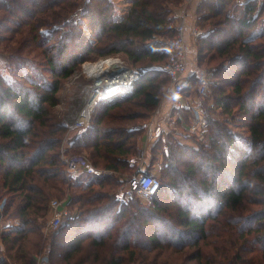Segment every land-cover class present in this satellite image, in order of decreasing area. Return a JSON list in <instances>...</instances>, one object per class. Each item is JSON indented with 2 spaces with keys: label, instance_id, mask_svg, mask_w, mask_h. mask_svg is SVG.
<instances>
[{
  "label": "trees",
  "instance_id": "1",
  "mask_svg": "<svg viewBox=\"0 0 264 264\" xmlns=\"http://www.w3.org/2000/svg\"><path fill=\"white\" fill-rule=\"evenodd\" d=\"M129 2L118 15L111 0H0V31L17 42L4 60L11 80L0 71V202L2 219L18 220L0 231V264H36L42 254L51 264H264V2L237 3V15L229 11L235 0L199 2L197 26H209L195 40L210 74L201 102L207 142L168 135L157 193L120 201L118 174L131 171L141 123L169 82L147 65L166 60L181 0ZM75 9L92 39L70 19ZM43 24L51 26L46 34ZM117 54L141 76L96 106L66 148L117 175L67 178L60 159L67 126L50 114L61 80L86 60ZM196 83L190 75L185 97ZM238 117L249 119L247 144L229 128ZM52 199L76 212L43 233Z\"/></svg>",
  "mask_w": 264,
  "mask_h": 264
},
{
  "label": "built area",
  "instance_id": "2",
  "mask_svg": "<svg viewBox=\"0 0 264 264\" xmlns=\"http://www.w3.org/2000/svg\"><path fill=\"white\" fill-rule=\"evenodd\" d=\"M256 2L257 6H260L264 0H252ZM240 6L246 5V0H237ZM264 23V19L262 20ZM185 28L186 24L183 20L178 22L175 26V34L169 38L165 45L164 51L166 53V60L164 69L168 75L169 82L165 88L166 96H170L175 101V107L178 112L184 111L188 114L187 126L184 133L183 129L180 131V135L185 138L189 134L195 135L198 139H203L207 134L208 120L203 114L201 104L197 98L207 94L209 90V77L207 73L195 67L193 62H190L187 56V46L185 42ZM191 34L193 39H196L202 34V30L193 26L191 28ZM108 59L115 60L116 64L113 67H107L101 73L96 74V71L91 74L85 72V67L94 64L98 61H106ZM192 67L193 74L196 75V93L193 96L185 97L184 91L188 82V72ZM82 70L85 73L86 79L89 81L87 85L88 97L86 103L77 113V116L73 123L68 126L69 135L74 130H81L87 127L92 112L96 108L97 104L106 101L110 96L119 93L129 91L135 81L141 75L139 68H134L126 65L117 57L106 56L96 61H86L82 64ZM179 113L177 118L186 120ZM171 126V125H170ZM172 127V126H171ZM141 129L143 136L141 143L138 145L139 162L136 169L128 175L126 180V186L119 187L117 197L120 201H126L135 195H144L151 197L155 195L160 186L159 172L163 168V156L160 154V158L153 159L151 154V148L153 143L162 135L159 130V125L155 119V115L144 120L141 123ZM163 141L166 136H162ZM64 140H67L64 138ZM163 152H167V145L164 142ZM67 142L65 141L60 147V159L64 164V170L66 177L77 175L80 172H85L94 176L105 175H117L116 172L110 169L96 167L85 155L67 153ZM151 163V168L149 163ZM51 216L48 220L47 227L49 229L58 228L64 220L70 216L69 211L64 205L63 201L52 199L49 203ZM13 221L2 220V213L0 207V230L10 228L13 225ZM36 264H51L46 256H39Z\"/></svg>",
  "mask_w": 264,
  "mask_h": 264
},
{
  "label": "rangeland",
  "instance_id": "3",
  "mask_svg": "<svg viewBox=\"0 0 264 264\" xmlns=\"http://www.w3.org/2000/svg\"><path fill=\"white\" fill-rule=\"evenodd\" d=\"M111 1L114 2L115 12L118 15L122 14L123 11L126 10L128 8V6H129V4H130V2H129L130 0H111ZM181 2H182V0H181ZM181 2L179 4H177V5H175V6H180ZM235 4H236V6H235ZM235 4H232L230 6L229 11L231 12V14L237 15L238 14V10L236 9L238 7L237 6V0H235ZM175 6H173V9H174ZM70 19L73 20L74 23L78 25V27L84 32V34L86 36L91 38V33H90V29L88 28L87 20L81 16L80 9H75V11L71 14V18ZM42 20L46 21V19H44V17L42 18ZM180 21L181 20H179V22ZM177 23L174 21V27L176 26ZM46 24H48V23H46ZM46 24H43L42 26L39 27L38 31L41 34L48 33V31H49L51 26L46 25ZM261 24H262V22H261ZM193 26L198 27L197 26V13H196V10H195V21H194V25ZM208 28H209V26L205 27V28H201L200 27L199 29L202 30V34H205L207 32ZM2 38H6V40L4 41V40H2ZM195 40L196 39L193 40L194 41V46H195ZM4 42H6L9 45V47L6 46L5 45L6 43H4ZM16 45H17V42L13 43V41L11 40V37L8 36V33H5L4 31H0V53H2V55H0V71L3 74V76L8 81H10L12 77H11V74L9 72L8 67L4 63V60H6L5 57L9 56L11 51H14L13 48ZM28 50L32 51V50H35V49L34 48H29ZM21 54H25L26 57H30V56H31V58L35 57V54L32 55V53H30L28 51H25V50H23L21 52ZM195 55H196V52H195ZM113 57L119 58L121 61H123L128 66H131V67H134V68H138V67L132 65L129 61H127L125 59L124 55H122V54H117V55H114ZM100 58H102V57H99V58H96V59H93V60H86V61H89V62L96 61V60H98ZM86 61H84V62H86ZM193 61H194L193 63L195 65V67H198L204 73L206 72L208 77L210 76L209 69H208V66L206 65V63L199 64L198 60L196 59V56L193 58ZM84 62H82L79 67L75 68L73 70L72 74L69 77L61 80L60 89L58 90V93H57L58 103L53 108H51V111H50V114L53 115V120H61L67 126V130H66V132H65V134H64V136L62 138L60 147L62 146L64 141H65V146H66V142H67V147H69L68 144L70 142V137L73 136V134H75V133L83 132L84 129L86 128V127H84L81 130H74V131H72L70 133V135H69V133H67L68 132V126L71 123H73V121L75 120V118L77 116V113L84 106V104L86 103L87 97H88L87 85H88L89 81L86 79L85 73L82 70V64ZM164 65H165V60L163 62H152L151 65H147V66H149L150 68L161 70L165 74ZM209 79H210V77H209ZM166 86L163 87L160 101H159L158 105L156 106V108L154 109V111L152 112V114L150 115V117H153L154 115H156L157 111L159 110V106L162 103H164V102L172 104L170 108H174V109L171 111V113L165 115V116H167L165 119L167 120V128L168 129H167V131H165V130L161 131V133H162V136H166L167 138H165V140L162 141V145H161L160 148H158V147L156 148L157 152H155V155L153 153H151L153 155V159L160 158V156H161L160 154H162V156L165 155V154H168L169 153L168 144L171 142L168 139L169 138L168 135L169 136L171 135L174 138L183 139V137L179 133H180V131L182 129H183V131L185 133L186 126L188 124L187 123V119L183 121V120L177 118L179 116L180 112H178L176 107H175V101H173L171 98H168V96H166V94H165ZM197 100L201 104V102L203 101V97H199V98H197ZM104 102L105 101H103V103ZM99 104H102V102L98 103L97 106ZM173 104H174V107H173ZM95 110H96V108L92 112V115L94 114ZM92 115H91V117H92ZM248 120L249 119L247 117H245V118H241V117L239 118L238 117V118H233V119L229 120V128H230V130L235 135V137L240 142H242L244 144L249 143V140H248V133L249 132H248V128H247ZM140 130L142 131V129H140ZM189 135H191V134L188 133V136ZM140 136H143V132H141ZM140 136L138 137V139L141 138ZM185 137H187V136H185ZM64 138L67 139V140H64ZM158 138H159V136H158ZM138 139H137V143H136L137 146H136L135 154H134L133 157H131L129 159L130 160L129 162H130V164L132 166L131 171H129L127 173L118 174V176H120L119 178L123 180L122 184H121L122 186L123 185L126 186L125 185L126 184L125 178L127 179L128 175L131 174L136 169L137 163L139 162V154H138L139 151H138L137 147H138L139 143H141L142 138L139 141H138ZM205 139H206V136L203 139H198V140L199 141H203V142H207V141H205ZM164 142L167 145V152H165V153L163 152V149H164L163 147L165 145ZM67 153L70 154L71 152L67 151ZM82 155H85L87 157V154L85 152H83ZM151 163L152 162L149 163L150 168H151ZM163 164H164V162H163ZM80 173H82V172H80ZM77 175H75V176L73 175V177L68 176L67 178H74ZM121 185H120V187H121ZM135 196L140 197L144 201H148V199H149L147 196H144V195H135ZM135 196H133V197H135ZM57 200L64 202L63 199H57ZM3 202H0L1 213H2V209H3V205H4V204L2 205ZM64 205H65V202H64ZM66 208L69 211L70 215H72V214H74L76 212L74 209H71L68 206H66ZM263 209H264V207H263ZM49 218H48V220H49ZM2 220L3 221L11 220V221H13L14 224H16L18 222V220L15 219V218L14 219H4L3 218ZM48 220L46 221L45 226L42 229L43 233H48V232L52 231V229H49L47 227ZM42 255L47 257L46 254H42Z\"/></svg>",
  "mask_w": 264,
  "mask_h": 264
},
{
  "label": "crops",
  "instance_id": "4",
  "mask_svg": "<svg viewBox=\"0 0 264 264\" xmlns=\"http://www.w3.org/2000/svg\"><path fill=\"white\" fill-rule=\"evenodd\" d=\"M199 2L200 0H182L181 5L175 6L172 11L174 21L176 23L179 22V20H183L186 24L184 37H185V42L187 46V56L190 62H194L193 58L195 57V46H194V41H193L194 39L191 34V28L194 25L195 10ZM192 74H193V70H192V67H190L188 76ZM168 98H171V97L168 96ZM171 99L173 100V98ZM171 105L172 104H169L167 102L162 103L159 106V110L157 111L155 115V119L157 120V123L159 125L160 133L161 131L163 130L167 131L168 129L167 120L165 119L167 116L165 115L171 113V111L174 109V108H170ZM173 107H174V104H173ZM159 136H162V135H159ZM140 137L142 138V136ZM141 138L138 139V141L141 140Z\"/></svg>",
  "mask_w": 264,
  "mask_h": 264
},
{
  "label": "bare ground",
  "instance_id": "5",
  "mask_svg": "<svg viewBox=\"0 0 264 264\" xmlns=\"http://www.w3.org/2000/svg\"><path fill=\"white\" fill-rule=\"evenodd\" d=\"M116 61L113 60V59H108L106 61H98L94 64H90L88 66L85 67V72L87 74H91V73H94L96 71V74L97 75L98 73H101V71L105 70V68L107 67H113L114 64Z\"/></svg>",
  "mask_w": 264,
  "mask_h": 264
},
{
  "label": "water",
  "instance_id": "6",
  "mask_svg": "<svg viewBox=\"0 0 264 264\" xmlns=\"http://www.w3.org/2000/svg\"><path fill=\"white\" fill-rule=\"evenodd\" d=\"M4 203V202H3ZM3 203H2V205H3Z\"/></svg>",
  "mask_w": 264,
  "mask_h": 264
}]
</instances>
